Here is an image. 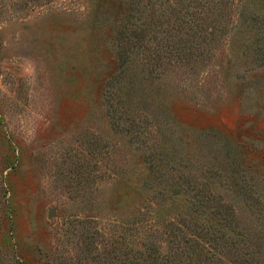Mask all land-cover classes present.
Returning <instances> with one entry per match:
<instances>
[{"label":"rangeland","instance_id":"obj_1","mask_svg":"<svg viewBox=\"0 0 264 264\" xmlns=\"http://www.w3.org/2000/svg\"><path fill=\"white\" fill-rule=\"evenodd\" d=\"M126 22L172 57L153 85L138 64L130 91L160 117L129 101L144 113L138 136L196 154L216 184L239 165L262 202L217 190L236 234L222 230L210 264H264V0H0V264H136L142 245L165 250L164 220H185L186 206L143 188L142 146L108 112Z\"/></svg>","mask_w":264,"mask_h":264},{"label":"trees","instance_id":"obj_2","mask_svg":"<svg viewBox=\"0 0 264 264\" xmlns=\"http://www.w3.org/2000/svg\"><path fill=\"white\" fill-rule=\"evenodd\" d=\"M143 30V22H126L118 30L115 54L117 69L105 83L108 112L110 118L114 120L113 126L115 128L122 127L121 130L124 129L130 135L131 140L135 139L142 146V148H136L141 149L144 162L150 172L148 179L143 181V188L151 192L155 191L159 195L162 205H168L166 203L168 200L172 202L168 207L175 208L176 211L183 210L182 207L186 206L184 211L186 218L182 223L174 218L164 220V227L168 228L166 234L169 237L165 250L156 246L155 243H150L142 245V250L135 249L133 255L136 264H191L197 255H201L203 260L210 264L216 257L215 255L220 254L217 253L215 246L225 240V233L222 230L226 229L228 233H232L236 227L233 219L237 215L236 209L231 203L232 200L218 195L217 190L236 193L237 197L249 201L253 206H260L262 202L255 198L253 187L246 180L248 172L242 170L239 165L236 166L241 171L221 167L226 172L235 173L238 179L216 184L210 176H204L205 172L207 173L210 169L209 167L204 171L205 166L199 168L203 175L202 179L195 173L193 168L197 165L190 161L191 158L197 157L196 154L189 153L183 148H171L166 143L160 147H152L138 136L140 129L138 124L144 113H140L141 110L131 112L132 103L129 101H136L135 109H144L147 105L146 112H150V108H148L150 103L147 101L143 89L130 91L131 87L135 86L137 69H139V65L143 67H140L139 81L143 85L149 83L153 85L152 74L155 73V68L169 67L172 63L169 52L155 49L152 53H148L146 49H143L148 47L143 42ZM138 56L143 62H138ZM161 106L158 105L154 108L161 113L163 112ZM149 117L155 118L157 121L160 119L153 112H150ZM163 123L168 126L167 130H169L170 125L165 116ZM159 206L161 205L155 204L154 208H149L154 209L151 210L152 213H157ZM211 215L216 216V222L210 221ZM234 233L236 234V232Z\"/></svg>","mask_w":264,"mask_h":264}]
</instances>
